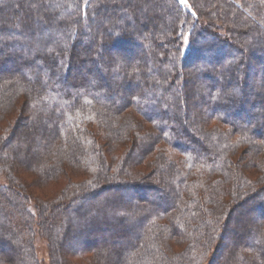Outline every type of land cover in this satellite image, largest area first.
<instances>
[{"label":"trees","instance_id":"16d2710c","mask_svg":"<svg viewBox=\"0 0 264 264\" xmlns=\"http://www.w3.org/2000/svg\"><path fill=\"white\" fill-rule=\"evenodd\" d=\"M4 78L0 264H264V0H0Z\"/></svg>","mask_w":264,"mask_h":264},{"label":"rangeland","instance_id":"374dc122","mask_svg":"<svg viewBox=\"0 0 264 264\" xmlns=\"http://www.w3.org/2000/svg\"><path fill=\"white\" fill-rule=\"evenodd\" d=\"M47 12L48 13H50V11L47 9ZM54 13V12H53ZM56 14V13H55ZM55 18H56V15H53ZM58 18V17H57ZM215 32H217V33H219V34H223V31L222 30H216ZM135 36V35H134ZM133 36V37H134ZM45 38V37H44ZM47 38V37H46ZM45 38V39H46ZM135 38V37H134ZM48 40H50V41H52V39H53V36H48V38H47ZM92 39H91V37L89 36V37H87V38H84V42H88V41H91ZM212 41H213V38H211V37H209V36H207V37H205L203 40H201V41H198V45H199V47L200 48H203V47H205V46H207L208 44H210V43H212ZM232 48H228V50H231ZM239 56H235V58H238ZM241 63V62H240ZM242 64H244V62L242 61ZM240 65V64H239ZM221 70H224L223 68L221 69ZM242 70H244V68L243 67H240V72L242 73ZM225 72H223L222 74L224 75V79L225 80H229V81H231V76L229 77L226 73L224 74ZM95 75V74H94ZM233 77H234V79H236V81H239V79H238V77H239V73H233ZM9 81H10V79H7V78H4L3 80H1V82H0V90L2 89L1 88V85H5L6 83H9ZM190 81H192V83H193V86L195 87V88H197L198 86H199V83H197V81L194 79H190ZM264 85V80H262V79H260V80H256V81H254V82H252L251 83V85H250V91H249V93L246 95V97H247V99H248V103L247 104H245L244 106H245V114H249V115H254V123L256 124V125H258V124H260L261 122H262V117H261V113H260V111L258 110V109H253L251 106H249V104L251 103V102H257V100H258V94H257V98H255V97H253V94L255 93L256 94V92L257 91H259L261 88H262V86ZM12 88V87H11ZM4 89H5V87H4ZM7 90V89H6ZM9 90V89H8ZM3 94H5V91L3 90V92H2ZM14 93V92H13ZM15 94V93H14ZM198 95V91H197V89H195V101L192 103V104H189V105H187V110H188V112L189 113H194L196 110H197V107L199 108L200 107V105H201V101H198V98H199V96H198V98H196V96ZM235 99H236V101H238V104L240 103V104H242V102H241V98H240V95L238 94V95H235ZM261 106H263L262 104H261ZM192 111V112H191ZM110 120H111V124H113V126H114V128H116V124H117V122H116V119H114V118H112V117H110ZM236 123L237 122H239L240 121V118L237 116V117H235V120H234ZM31 126H34L36 129V131H35V134L37 135V136H40V130H39V127L38 126H36V125H34V123H33V121H31L30 123H28V122H25V124H24V128L29 132L30 130V128H31ZM34 146V144H32V147ZM17 148H19V146L17 145L16 146ZM21 148L22 147H20L19 149H17L18 151H17V154H21ZM29 149H31V147L29 146ZM33 150V149H32ZM31 151V150H30ZM27 152V151H26ZM25 152V153H26ZM36 164L38 165V168H42L41 166V164H40V162H36ZM45 164V163H44ZM46 165V164H45ZM0 174H2V173H0ZM4 175L2 174V175H0V185H7V182H6V180H5V178L3 177ZM112 178H114L113 176H111ZM113 180V179H112ZM149 180H151V178H149ZM31 207V209H32V212L34 213V215H36V209H35V207L34 206H30ZM258 213H257V211L255 210V211H253L252 212V214H250V213H247L246 215L247 216H249V218L252 216L253 218H254V220L256 219V218H258V215H257ZM246 216V217H247ZM223 242V244L224 245H228V243L226 242V241H222ZM33 249H34V253H35V257H36V259H37V261H38V263L39 264H52L51 263V254H50V250H49V246H48V242H47V240L44 238V237H42L39 233H38V231H37V229H35L34 228V232H33ZM222 251V249L220 248V250H219V252H221ZM214 253H217V256L215 255V259H214ZM217 257V258H216ZM213 259L215 260L214 261V263H213ZM217 259H218V261L220 260V257H219V255H218V252H216V250H211L210 252H209V255L205 258V260L202 262V264H219V263H216V261H217ZM217 261V262H218ZM127 264V263H126Z\"/></svg>","mask_w":264,"mask_h":264}]
</instances>
